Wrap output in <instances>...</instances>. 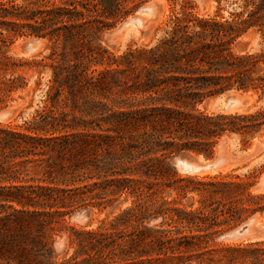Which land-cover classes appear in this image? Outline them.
I'll list each match as a JSON object with an SVG mask.
<instances>
[{
	"label": "trees",
	"instance_id": "trees-1",
	"mask_svg": "<svg viewBox=\"0 0 264 264\" xmlns=\"http://www.w3.org/2000/svg\"><path fill=\"white\" fill-rule=\"evenodd\" d=\"M135 2L0 0V111L28 86L24 69L51 75L31 117L0 122V264H264V240L216 242L264 215L257 176L184 175L172 162L212 159L231 136L247 149L264 132V109H201L233 90L264 92V49L235 52L251 29L264 41V0H217L204 14L181 0L155 43L116 55L102 36ZM29 37L47 40L48 55H10ZM128 201L96 228H72L58 260L59 219Z\"/></svg>",
	"mask_w": 264,
	"mask_h": 264
},
{
	"label": "rangeland",
	"instance_id": "rangeland-1",
	"mask_svg": "<svg viewBox=\"0 0 264 264\" xmlns=\"http://www.w3.org/2000/svg\"><path fill=\"white\" fill-rule=\"evenodd\" d=\"M141 0H136L134 4H130L129 7L133 5H138L137 9L121 21H119L116 26L112 29H117L122 25L124 21L136 15L137 10L144 5H151L155 0H145L144 3L140 2ZM181 0H158L159 8L155 14V17L151 18L149 16L143 15L141 18L145 22V27L143 29L128 28L121 35L120 39L116 43H107L105 32L102 36V43L116 55H120L128 46L132 47H141L149 44L155 43L162 34V29L164 28V23L167 20L168 16L171 14L173 9L177 10ZM192 2L197 11L201 14L212 13L216 6L217 0H188ZM231 0H223L222 6H227L228 2ZM178 4H174V3ZM111 31V30H110ZM39 39L42 41L41 48L33 55H27L22 46L30 40ZM49 43L47 40L29 37L18 40L10 49V55L17 58H28V57H43L47 56L49 53ZM264 49V41L257 30L251 29L245 35H243L235 44V52L237 53H258ZM23 74L28 78V86L21 91H18L13 95L15 100L9 104L8 110L13 111L12 117L4 122H15L17 124H22L23 120L32 116L36 109L39 108L42 91H44L47 80L50 78V72L45 71L41 75L37 72L24 69ZM37 79L41 80L40 86H37L35 81ZM229 97L243 98L244 103L236 108L227 110L225 107L226 99ZM4 109V110H6ZM202 110L209 114H219V113H243V112H252L258 109H264V92L259 91H230L222 95H217L209 100H207L204 105L201 107ZM1 122V121H0ZM226 140V151L234 159L231 166H227L224 169H220L217 172H206L204 174H214V173H227L231 171H236L237 174H254L257 176L256 185L254 187L255 192L262 193L264 188H258L260 180L264 178V132L255 139L252 145L244 149L240 139L235 136L230 138H225ZM259 145L260 148L257 149L256 146ZM219 148V146H218ZM217 152V151H216ZM180 154H187L192 156L195 159H200L201 161H209L212 159H205L202 156H199L192 152H183ZM178 154V155H180ZM176 155V156H178ZM175 156V157H176ZM174 157V158H175ZM173 158V159H174ZM173 162V160H172ZM174 165V164H173ZM181 174V173H180ZM130 201L123 204L120 209H117L115 213L112 208H108L103 212H100L96 208L91 207H81L75 208L71 213L65 215L62 219H59V223L56 224L58 229L54 237V250L55 254L58 257V260L62 259L65 256V253L68 249V236L71 234V229H92L96 228L98 224L103 220H112L119 212L124 210L130 205ZM83 210H88L90 212V217L84 222H80L74 219V215ZM258 221L259 226H264V215H259L255 217ZM241 225V224H240ZM239 226V225H238ZM237 227V226H236ZM235 228V227H234ZM233 229V228H232ZM227 232V231H226ZM225 233V232H224ZM223 234V233H222ZM221 234V235H222ZM64 240V247L59 248V241ZM264 240V237L252 236L243 240L241 242H250V241H260ZM217 243H241V242H228L221 241L219 236L216 240ZM72 253V250L69 251V254Z\"/></svg>",
	"mask_w": 264,
	"mask_h": 264
},
{
	"label": "water",
	"instance_id": "water-1",
	"mask_svg": "<svg viewBox=\"0 0 264 264\" xmlns=\"http://www.w3.org/2000/svg\"><path fill=\"white\" fill-rule=\"evenodd\" d=\"M152 5H144L140 7L136 15L127 19L122 23L120 27L117 29L111 30L106 34V41L107 43H116L123 32L128 28H135V29H143L145 27V22L142 23L141 17L143 15L149 16L152 18L153 14H156L159 5L155 0ZM42 46V41L39 39L30 40L26 44L22 46L23 51L27 55L35 54ZM243 104L244 99L237 98V97H229L226 99L225 107L227 110H231L233 108V104ZM13 115L12 110H2L0 111V121L4 122L9 120ZM264 143V141H263ZM226 140L223 139L219 143V148L215 156L212 160L198 162L192 156L187 154H180L173 159V164L176 170L184 175H200V173L204 172H217L220 168L224 165H231L234 162V159L228 154L225 149ZM257 149L260 148L259 145L256 146ZM264 188V178L260 180L259 187ZM90 217V212L88 210H83L78 212L74 215V219L80 222H84L88 220ZM256 216L249 218L247 221L242 223L241 225L228 230L227 232L223 233L219 236L221 241H228V242H241L246 240L252 236H260L264 237V226H259L256 222ZM59 248L64 247V240L59 241L58 243Z\"/></svg>",
	"mask_w": 264,
	"mask_h": 264
},
{
	"label": "bare ground",
	"instance_id": "bare-ground-1",
	"mask_svg": "<svg viewBox=\"0 0 264 264\" xmlns=\"http://www.w3.org/2000/svg\"><path fill=\"white\" fill-rule=\"evenodd\" d=\"M157 2H158V0H156ZM154 4V3H153ZM152 5V4H151ZM153 17H155V14H153V16H152V18ZM141 21H142V23H144V20L141 18ZM241 99H243V98H241ZM245 100V99H244ZM242 104H233L232 105V107L231 108H236V107H239V106H241ZM226 149V148H225ZM198 162H201V160L200 159H196ZM227 166H231V165H224L222 168H220V169H224L225 167H227ZM219 169V170H220ZM204 173H206V172H204ZM200 174H202V173H200ZM256 220V222L255 223H257V219H255Z\"/></svg>",
	"mask_w": 264,
	"mask_h": 264
}]
</instances>
